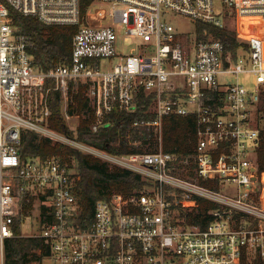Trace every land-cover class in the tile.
I'll return each mask as SVG.
<instances>
[{
    "label": "built area",
    "instance_id": "1",
    "mask_svg": "<svg viewBox=\"0 0 264 264\" xmlns=\"http://www.w3.org/2000/svg\"><path fill=\"white\" fill-rule=\"evenodd\" d=\"M94 1L0 0V264L27 192L43 200L38 206H50L39 207L40 229L32 234L44 238L47 252L33 264H262L264 0H101L113 6L112 21L103 25L88 21ZM9 6L47 23L76 24L70 61L40 68ZM171 13L233 30L236 48L211 30L205 37L179 32ZM101 58L111 61L104 65ZM81 84L94 109V130L106 113L134 110L139 89L153 92L155 116L142 122L152 125L158 144L148 151H107L148 182L129 194L99 197L91 219L83 214L68 162L57 155L23 161L19 148L22 130L33 129L53 142L101 153L50 125L57 90L64 117L76 128L80 112L70 108ZM167 113L196 115L193 151L163 148ZM199 196L216 203L201 216Z\"/></svg>",
    "mask_w": 264,
    "mask_h": 264
},
{
    "label": "trees",
    "instance_id": "2",
    "mask_svg": "<svg viewBox=\"0 0 264 264\" xmlns=\"http://www.w3.org/2000/svg\"><path fill=\"white\" fill-rule=\"evenodd\" d=\"M9 12L17 30L26 35L28 49L40 68L48 69L57 63L70 61L76 24L47 23L33 14H24L13 6H9ZM196 30L199 37H205L211 30L228 46L236 48L237 40L233 30L205 21H197ZM52 97L50 125L71 137L92 143L113 154L148 151L158 147L154 128L142 122L143 119L155 116L150 109L154 99L153 92L146 93L144 89H139L137 107L134 110L115 109L106 113L105 123L97 130L91 127L95 114L83 84L74 92L75 102L70 108L71 111L80 112L76 128L71 127L64 117L57 90L52 92ZM197 141V118L194 113H167L163 116L164 149L187 154L193 151ZM19 148L23 161L57 155L68 162L75 170L74 190L82 205L83 214L89 219L92 218L94 204L99 197L113 192L129 194L148 182L135 169L120 165L111 167L106 160L92 152L73 144L53 142L33 129L22 130ZM258 162L259 168L264 169V131L258 146ZM202 181L212 183L211 180ZM35 197L32 192H27L21 201V208L14 222L15 234L6 239L5 264H31L32 260L41 259L47 252V244L42 236L21 232L26 215L35 207ZM215 205V202L199 196L197 215L201 216L209 207ZM40 206L44 210L50 208L44 203Z\"/></svg>",
    "mask_w": 264,
    "mask_h": 264
},
{
    "label": "rangeland",
    "instance_id": "3",
    "mask_svg": "<svg viewBox=\"0 0 264 264\" xmlns=\"http://www.w3.org/2000/svg\"><path fill=\"white\" fill-rule=\"evenodd\" d=\"M112 3L108 1H101V0H96L94 1L91 9H90V18L89 22L94 25H103L107 24L112 21V16L111 14L108 13L112 9ZM98 8H103L105 11H107V14L103 16H98L97 15V9ZM169 20L174 24L175 28L179 32H183L184 34H191L193 35L196 31V21L192 19L191 17H188L184 14H178V13H171ZM126 51H129V46L127 47ZM111 60L108 58H101L99 59V62L106 65L109 63ZM228 78H234L233 75H226ZM241 79H248L250 78L248 74L246 73H241L240 75ZM78 118L77 117H72L70 119L71 125H75L77 123ZM156 149V147L152 148V150ZM85 150V149H83ZM86 151V150H85ZM100 154H98L103 160H106V162L109 164V166L114 167L116 165L120 166H127L117 160L108 158L106 156L107 150L100 149ZM128 167V166H127ZM230 186L232 187L233 184L231 183ZM42 199H38L35 203V207L32 208V210L26 215L24 222L21 225V232L22 234H32L33 232L38 231L40 229V213H41V206H38V202H42ZM33 261H31V264H33Z\"/></svg>",
    "mask_w": 264,
    "mask_h": 264
}]
</instances>
